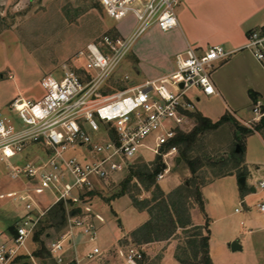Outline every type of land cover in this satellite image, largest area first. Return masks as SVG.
<instances>
[{
    "label": "rangeland",
    "instance_id": "374dc122",
    "mask_svg": "<svg viewBox=\"0 0 264 264\" xmlns=\"http://www.w3.org/2000/svg\"><path fill=\"white\" fill-rule=\"evenodd\" d=\"M123 1L125 0H0V116L10 115L9 108L17 99L25 102L43 99L47 95V90L43 87L45 77L53 76L60 79L70 69L83 72L85 61L77 58L78 52L90 43H100L106 35L119 36L117 25L121 14L113 12V6ZM129 58L130 56L125 59L107 83V93H116L120 89L134 85L132 80L137 83L143 82V77L136 73ZM126 75L132 79L127 83L121 81ZM229 86L237 94L234 104L236 116L247 122L253 123L254 118L255 122H259L260 119H256L252 112L253 105L249 97L239 93V84L235 82L234 87L232 84ZM198 96H202L199 102ZM187 97L194 105L193 111H199L206 116H218L216 120H219L227 110V105L221 98L208 99L199 89L191 90ZM237 121L244 125L242 121L238 119ZM169 126L173 127L174 124L170 122ZM193 127L194 122L191 120L184 126L187 131H191ZM151 142V138L145 140V144ZM239 148L240 146L236 145L235 128L230 124L222 125L219 129L205 134L199 141L193 154L206 161V166L199 171L200 181L206 184L203 192L205 204L204 210H201L192 198L188 202V210L193 227H199L193 222L194 218L205 225L206 218L212 215L219 240L237 236V240L244 246L240 251L231 252L232 248L228 242L223 253L217 257L218 264H264V214L258 208L264 193L256 188L255 184L245 188V193H241L238 179L227 178L213 182L218 179L216 174L225 173L236 174L238 178L246 179L251 178L253 173L255 178H264V136L254 134L248 137L244 155L246 166L243 171L241 168L232 169L234 167L232 153L240 156L241 150L239 152L237 150ZM35 152L31 154L40 153ZM82 154L86 155L87 152L83 151ZM138 155L130 162V166L137 162L150 164L156 158L146 149H141ZM68 156L73 157L76 154L69 153ZM27 158L30 159V152ZM28 161L20 159L14 164H25ZM129 167L114 174L109 181L96 183L94 190L75 194V197L65 204L72 216L89 219L97 231V239L92 242L89 235L84 234L83 229H76L73 242L66 245V258L69 264L78 262L98 264L102 261L117 264L115 255L118 253L119 242L125 248L120 254L123 261L119 259L118 264L123 262L126 264L125 258L129 248L146 252L145 264H179L175 259L178 251L182 252L185 248L191 250L186 243L193 241L194 235L198 233L197 229L192 227L187 232L179 230L170 240L156 242L157 244L153 246L134 244L130 237L133 231L128 236L130 240L128 238L121 240L134 227L137 226L134 231L141 227L138 224L145 218L149 220L147 213H139L132 206L130 197L121 193V183L128 176ZM191 177L185 164L172 161L170 175L157 183L167 192H171L183 186ZM28 182L25 177L13 180L9 171L4 167L0 168V214L5 215V219H0V232L7 239L10 237L7 233L8 228L13 225L9 229L13 236L16 226L26 214L23 204L15 202L14 198L33 188ZM248 183L250 184V180ZM132 187L133 185L130 186L129 195L130 192L139 193L136 189L132 191ZM255 188L257 191L253 192ZM233 191L238 193L237 199H232ZM140 194L141 198L151 197L149 192L140 190ZM31 195L37 205L36 211L40 213L45 212L56 201V196L50 191L35 190ZM243 196H247L246 203L243 202ZM42 224L47 226L46 222ZM66 234L65 229L58 230L56 227L46 229L43 231L41 241L49 251V244L54 240H61ZM28 247L32 255L41 248L34 237L29 241ZM94 247H98L102 252L98 261H90L87 258L89 249ZM151 248L153 251H150ZM51 258L47 257L44 260L33 258L31 264H56ZM25 263L30 264V258L20 261L19 264Z\"/></svg>",
    "mask_w": 264,
    "mask_h": 264
},
{
    "label": "built area",
    "instance_id": "2783aa9c",
    "mask_svg": "<svg viewBox=\"0 0 264 264\" xmlns=\"http://www.w3.org/2000/svg\"><path fill=\"white\" fill-rule=\"evenodd\" d=\"M184 1L125 0L114 5L113 12L121 14L120 22L128 17L136 20L129 36L106 35L100 43L86 45L77 54L85 61L83 72L70 69L60 79L45 77L47 95L43 99H17L9 108L10 115L0 116V168L9 171L13 180L25 177L33 187L14 198L23 204L26 214L10 239L0 232V264H11L20 255L33 260L28 243L47 211L127 170L141 149L161 157L165 163L166 169L158 181L170 175L172 161H178L179 156L174 141L179 132H189L184 126L191 120L189 113L195 112L188 93L199 89L205 96L216 95L214 69L236 51L215 46L199 54L190 48L177 56L176 69L170 75L116 93H107L106 88L149 29L156 26L169 32L178 27L177 9ZM241 50L251 52L258 62L264 63V27L250 31ZM130 80L128 75L121 79L126 83ZM254 114L259 120L264 117V110L256 106ZM244 125L250 127V123ZM148 138L151 144H145ZM35 151L40 153L31 154ZM83 151L87 154L83 155ZM69 153L76 156L69 157ZM20 159L29 161L14 164ZM254 184L264 193V179ZM35 190L50 191L56 196L55 203L45 212L36 211L31 195ZM258 208L264 214V198ZM77 228L83 229L90 241L97 239L96 228L89 219L69 214L67 234L49 244L57 264H69L66 245L73 242ZM101 255V250L94 247L87 258L98 261ZM143 256V252L130 248L126 264H138Z\"/></svg>",
    "mask_w": 264,
    "mask_h": 264
},
{
    "label": "crops",
    "instance_id": "0c3cea01",
    "mask_svg": "<svg viewBox=\"0 0 264 264\" xmlns=\"http://www.w3.org/2000/svg\"><path fill=\"white\" fill-rule=\"evenodd\" d=\"M177 14L179 25L176 29L163 32L156 26L152 27L135 45L129 55L131 58L129 60L133 64L136 73L142 76L144 80L137 83L131 79L134 85H141L146 81L157 80L172 74L176 69L177 56L184 54L190 48L195 49L199 54H203L211 47L221 46L228 51L236 52L227 60L218 63L214 69L213 81L217 92L216 95H202L208 99L221 98L227 105V110L219 120H216L218 116H206L198 112L214 123L220 121L226 113H230L236 120L238 119L242 123H251L252 121L247 122L236 116V106L234 104L237 94L230 89L229 84H232V87L235 86V82L239 84V93L241 92L244 96L249 97L253 105V114L256 106H260L264 110V63L258 62L251 52L241 50L247 42L248 33L264 27V0H185L179 7ZM130 19L132 21L129 22ZM135 24L136 20L134 17H128L127 20L119 22L117 25L118 34L122 37L129 36ZM201 97H197L198 102L201 100ZM253 121H255V118ZM227 178L239 180L236 174H232L227 177L218 178L213 182ZM258 179L264 178H255V175L252 173V177L246 180V188L250 185L251 187L254 186L255 181ZM248 180H250V184ZM204 189L205 187L202 193ZM241 190V193H245V188L241 187ZM253 192H255V189H253ZM237 198L238 193L233 191L232 199ZM246 199L247 196H243L244 203H246ZM211 216L208 217L211 226L210 256L213 263L218 264L217 257L223 253L225 245L228 242H230L229 246L231 248L235 242L240 245L241 250L244 246L237 240V236H232V238L230 237L226 240H219L217 229L214 227L215 222L212 221L213 217ZM0 219H5V215L1 213ZM146 221L147 218L138 224V226H142ZM195 221L194 218L193 222L198 226L204 225ZM12 226L8 228L7 232L8 236H10L9 239L12 237L9 232ZM134 228L127 235H124L121 240L128 238L130 233L134 231ZM155 244L157 243L148 244L147 246ZM123 248L125 246L123 247L119 242L118 253L115 255L117 264L119 259H123V256L120 257ZM150 251H153V249L151 248ZM144 255H146V252ZM108 263L107 261H102V263L98 264ZM123 264L125 263L123 262Z\"/></svg>",
    "mask_w": 264,
    "mask_h": 264
},
{
    "label": "trees",
    "instance_id": "16d2710c",
    "mask_svg": "<svg viewBox=\"0 0 264 264\" xmlns=\"http://www.w3.org/2000/svg\"><path fill=\"white\" fill-rule=\"evenodd\" d=\"M77 72L79 71L77 70ZM252 96L254 95L252 94ZM189 117L195 124L194 128L189 132H179L174 144L179 150L180 163L185 164L192 177L188 178L183 186L177 187L171 192H166L157 183L158 176L164 172L166 165L161 157H156L153 163L137 162L129 167V174L121 183V193L130 197L132 206L140 213L149 215V220L131 233L130 237L134 244L143 246L156 242H165L176 236L179 230H186L187 232L192 227L196 228L198 233L194 235L193 241L186 243L187 246L191 247V250L185 248L182 252L178 251L175 259L179 264H214L210 256L211 226L209 219H206L204 226L193 227L188 210V202L192 198H194L201 210H204L202 191L206 184L204 181H200L199 171L206 166V161L202 157L194 156L193 153L205 134L219 129L222 125L230 124L235 128L236 145L240 146L241 150L240 156H237L234 152L232 153L231 158L234 159V167L232 169L241 168L243 171L246 166L244 161L246 140L254 134L264 136V117L259 122L250 123V127L241 125L230 113H226L216 123L199 112L189 113ZM230 175L232 174H216V177L222 178ZM245 175L240 174V176ZM131 185H133L132 191L136 189L139 193L132 194L130 192L129 195ZM140 190L149 192L151 197L141 198ZM69 214L64 203H59L47 211L33 236L34 240L40 243L41 246L33 254V258L44 260L47 257H52L45 247V243L41 241V236L46 229L56 227L58 230H67ZM45 222L46 227L42 224ZM146 256L144 255L139 261L140 264H145ZM29 258L31 264L32 258L24 255L15 258L11 264H19L20 261L29 260Z\"/></svg>",
    "mask_w": 264,
    "mask_h": 264
},
{
    "label": "water",
    "instance_id": "95a60500",
    "mask_svg": "<svg viewBox=\"0 0 264 264\" xmlns=\"http://www.w3.org/2000/svg\"><path fill=\"white\" fill-rule=\"evenodd\" d=\"M237 150L239 152L240 151V148L237 149ZM179 162H180V160L178 161V163ZM246 180H247L246 177L239 178V183H240V185H241V187L243 189L246 188ZM240 250H241V247H240V245L238 243L235 242V243L232 244V251L236 252V251H240Z\"/></svg>",
    "mask_w": 264,
    "mask_h": 264
}]
</instances>
